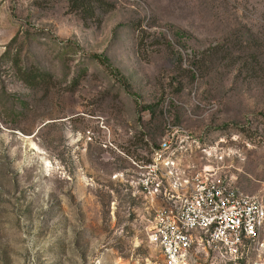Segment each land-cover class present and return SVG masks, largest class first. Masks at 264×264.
I'll return each instance as SVG.
<instances>
[{
    "label": "rangeland",
    "instance_id": "1",
    "mask_svg": "<svg viewBox=\"0 0 264 264\" xmlns=\"http://www.w3.org/2000/svg\"><path fill=\"white\" fill-rule=\"evenodd\" d=\"M207 164L264 201V0H0V264H166ZM182 264H264V222Z\"/></svg>",
    "mask_w": 264,
    "mask_h": 264
},
{
    "label": "built area",
    "instance_id": "2",
    "mask_svg": "<svg viewBox=\"0 0 264 264\" xmlns=\"http://www.w3.org/2000/svg\"><path fill=\"white\" fill-rule=\"evenodd\" d=\"M170 146L168 140H162L161 148ZM170 173L184 197L158 206L148 228V237L159 247L166 264H182L198 242L219 251H238L246 239L258 236L264 222V201L242 191L223 175L221 166L207 164L187 177L174 168Z\"/></svg>",
    "mask_w": 264,
    "mask_h": 264
},
{
    "label": "trees",
    "instance_id": "3",
    "mask_svg": "<svg viewBox=\"0 0 264 264\" xmlns=\"http://www.w3.org/2000/svg\"><path fill=\"white\" fill-rule=\"evenodd\" d=\"M40 71H41V70L37 68V69H36V74H35V75H36V76H38V75L40 76V75L42 74ZM149 161H151V159H150Z\"/></svg>",
    "mask_w": 264,
    "mask_h": 264
}]
</instances>
